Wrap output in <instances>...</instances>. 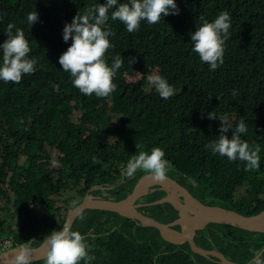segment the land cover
<instances>
[{
	"label": "trees",
	"instance_id": "trees-1",
	"mask_svg": "<svg viewBox=\"0 0 264 264\" xmlns=\"http://www.w3.org/2000/svg\"><path fill=\"white\" fill-rule=\"evenodd\" d=\"M104 2L0 0V43L13 23L24 31L30 56L37 58L35 73L23 76L20 83L0 81V238L11 239L8 247L29 240V248L39 246L84 197L126 198L146 172L129 178L120 166L153 147L163 149L173 165L167 175L202 203L246 216L264 209V0H175L178 15L154 25L141 21L132 33L111 19L110 9L105 27L114 35L109 37L113 47L106 54L108 63L111 66L112 57L120 54L124 64L114 77L115 91L97 98L80 93L58 59L71 44L63 41L64 25L77 12ZM123 2L127 0H118ZM34 10L38 21L30 25L26 17ZM222 11L231 17L230 38L223 64L210 71L192 51L190 33L199 25V16L211 22ZM157 73L175 89L169 99H162L148 83V76ZM109 109L113 123L104 117ZM74 111L79 112L77 119ZM212 111L227 115L232 130L244 119L248 131L241 138L261 148L258 169L245 171L244 162L229 161L204 147L220 134L219 118H207ZM232 130L225 135L230 138ZM48 148L58 151L54 166H47ZM68 184L76 189L73 201L71 196L59 201ZM157 187L151 186L137 203L164 195ZM139 211L160 223L178 215L170 203ZM170 228L179 231L180 225ZM70 229L90 245L95 259L89 264H223L194 251L188 241L171 243L157 228L116 212L82 211ZM192 241L237 264L264 262V232L210 223L196 230Z\"/></svg>",
	"mask_w": 264,
	"mask_h": 264
},
{
	"label": "clouds",
	"instance_id": "clouds-1",
	"mask_svg": "<svg viewBox=\"0 0 264 264\" xmlns=\"http://www.w3.org/2000/svg\"><path fill=\"white\" fill-rule=\"evenodd\" d=\"M110 9H114L111 12V19L122 22L129 33L139 30L141 21L154 25L159 23L161 18L178 15L180 11L175 0H127L123 3H118V0H105L102 4L87 7L83 13L77 12L71 22L63 27V41L67 43L71 40V44L59 56L58 63L63 71L69 73L72 85L85 96L94 94L97 98L109 97L117 87L113 82L117 70L124 64V58L120 54L112 57L111 66L108 63L106 54L113 47L109 37L114 35L109 28L105 27L109 20ZM38 15L35 10L30 12L26 17L28 24L36 23ZM198 21L199 25L195 26V31L190 33L192 51L198 55L202 63L209 65L210 71H215L223 64L225 42L230 38L231 17L227 11H222L211 22L202 15L198 17ZM5 36L6 39L0 43V81L18 84L23 76L35 73L37 58L30 56L29 41L21 28L9 23ZM134 62V57L129 60L130 64ZM139 74L142 75V73ZM148 83L155 88L162 99H169L175 94L174 87L158 73L148 76ZM52 87L54 91H59L58 84H53ZM233 95H236L235 90ZM217 117L220 121L218 129L220 134L204 147L213 155L219 154L227 157L229 161L244 162L245 171L258 169L261 148L259 144L250 145L241 138L242 134L248 131L244 119L241 118L232 130V124L227 115H217L212 111L207 116L209 120ZM230 129L232 133L229 138L225 133ZM164 157L165 152L160 147H153L150 152L139 151L138 154L130 157L126 165L120 166L121 171L129 178L137 171H144L146 174L143 176L151 174L154 180L164 181L168 177V171L173 168L170 161ZM30 243L31 240L18 247L11 264H31L28 247ZM44 244L45 264H80L81 261L89 264L95 259L89 254L90 245L86 242L85 236L79 231H72L67 224L60 230L51 231L44 238ZM218 260L223 263L219 258ZM257 264H260L259 260Z\"/></svg>",
	"mask_w": 264,
	"mask_h": 264
},
{
	"label": "water",
	"instance_id": "water-1",
	"mask_svg": "<svg viewBox=\"0 0 264 264\" xmlns=\"http://www.w3.org/2000/svg\"><path fill=\"white\" fill-rule=\"evenodd\" d=\"M154 184L162 185L165 189L170 188L171 192L145 203H137L139 197L147 193L149 187ZM179 195H181L182 198H180ZM160 203H170L177 208L178 215L173 221L169 223H160L154 218L146 216L139 211V208ZM82 211H111L127 218L139 220L143 225L157 228L163 239L174 244H181L188 241L194 251L205 256L209 254L214 255L218 257L223 264L237 263L226 260L221 254L215 251H206L197 247L192 241L196 230L203 229L210 223H218L245 230L264 232V209L255 215L246 216L228 208L206 205L194 198L186 188L181 186L174 179L167 177L164 181H156L151 174L140 178L134 185L132 192L122 200L114 201L84 197L80 203L68 209L60 229H62L65 224L71 227L76 216ZM175 225H180L179 232L170 228ZM17 249L18 247L0 251V264H11V260L14 258ZM29 249L31 262L44 259L46 252L44 241L39 246ZM262 264H264V262Z\"/></svg>",
	"mask_w": 264,
	"mask_h": 264
},
{
	"label": "rangeland",
	"instance_id": "rangeland-1",
	"mask_svg": "<svg viewBox=\"0 0 264 264\" xmlns=\"http://www.w3.org/2000/svg\"><path fill=\"white\" fill-rule=\"evenodd\" d=\"M151 75H153V74H151ZM140 77H141L140 74H137L135 76V78H140ZM128 79H132V77H130ZM78 116H79V112L74 111L73 118L77 119ZM104 117H105L106 121H108L109 123H113L114 117L112 115V110L111 109H109V111L105 113ZM57 155H58V151L56 149L48 148V153H47V156H48V162H47V164L48 165L47 166H49V165H52V166L56 165ZM22 159H23V156H22L21 160ZM75 190L76 189H75L74 186H72V184L71 185H69V184L66 185V190L62 191V193H61V195H60V197H59L58 200L60 201L63 198H66L68 196H71V201H73V196L76 195L75 194ZM40 209H41V206H37V210H40ZM9 248H12V247L4 248V250L9 249Z\"/></svg>",
	"mask_w": 264,
	"mask_h": 264
},
{
	"label": "built area",
	"instance_id": "built-area-1",
	"mask_svg": "<svg viewBox=\"0 0 264 264\" xmlns=\"http://www.w3.org/2000/svg\"><path fill=\"white\" fill-rule=\"evenodd\" d=\"M10 242H11L10 238H7V239H1L0 238V251H2L4 248L8 247Z\"/></svg>",
	"mask_w": 264,
	"mask_h": 264
},
{
	"label": "flooded vegetation",
	"instance_id": "flooded-vegetation-1",
	"mask_svg": "<svg viewBox=\"0 0 264 264\" xmlns=\"http://www.w3.org/2000/svg\"><path fill=\"white\" fill-rule=\"evenodd\" d=\"M168 176V175H167ZM168 177H170V178H172V179H174L173 177H171V176H168ZM174 180H176V179H174ZM177 181V180H176ZM159 187H157L158 189L160 188V189H163L164 191H165V195L166 194H169V192H171V190H170V188H168V189H165V187L164 186H162V185H158ZM179 197L180 198H182V196L181 195H179Z\"/></svg>",
	"mask_w": 264,
	"mask_h": 264
}]
</instances>
